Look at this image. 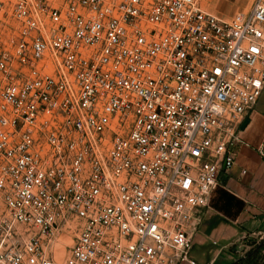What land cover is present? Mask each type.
Returning <instances> with one entry per match:
<instances>
[{
  "label": "built area",
  "instance_id": "2783aa9c",
  "mask_svg": "<svg viewBox=\"0 0 264 264\" xmlns=\"http://www.w3.org/2000/svg\"><path fill=\"white\" fill-rule=\"evenodd\" d=\"M249 1L0 0V264H196L264 90Z\"/></svg>",
  "mask_w": 264,
  "mask_h": 264
},
{
  "label": "crops",
  "instance_id": "0c3cea01",
  "mask_svg": "<svg viewBox=\"0 0 264 264\" xmlns=\"http://www.w3.org/2000/svg\"><path fill=\"white\" fill-rule=\"evenodd\" d=\"M244 121L231 149L233 166L209 195L192 236L189 259L196 264H232L233 245L264 237V160L258 152L264 145V90Z\"/></svg>",
  "mask_w": 264,
  "mask_h": 264
},
{
  "label": "rangeland",
  "instance_id": "374dc122",
  "mask_svg": "<svg viewBox=\"0 0 264 264\" xmlns=\"http://www.w3.org/2000/svg\"><path fill=\"white\" fill-rule=\"evenodd\" d=\"M205 4L209 11L217 13L223 17H231L239 12L248 11L250 1L249 0H205ZM264 241V237L257 238H247L239 243L233 245L232 251L235 255L236 259L239 257H243L246 252L250 251L254 246L262 243ZM71 245V243L69 244ZM264 257V249L260 254Z\"/></svg>",
  "mask_w": 264,
  "mask_h": 264
},
{
  "label": "trees",
  "instance_id": "16d2710c",
  "mask_svg": "<svg viewBox=\"0 0 264 264\" xmlns=\"http://www.w3.org/2000/svg\"><path fill=\"white\" fill-rule=\"evenodd\" d=\"M263 249L264 241L254 246L250 251L246 252L243 257H239L232 264H264V257L260 255Z\"/></svg>",
  "mask_w": 264,
  "mask_h": 264
},
{
  "label": "water",
  "instance_id": "95a60500",
  "mask_svg": "<svg viewBox=\"0 0 264 264\" xmlns=\"http://www.w3.org/2000/svg\"><path fill=\"white\" fill-rule=\"evenodd\" d=\"M247 125V121H244V123L241 126V129H243Z\"/></svg>",
  "mask_w": 264,
  "mask_h": 264
}]
</instances>
